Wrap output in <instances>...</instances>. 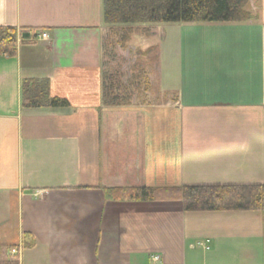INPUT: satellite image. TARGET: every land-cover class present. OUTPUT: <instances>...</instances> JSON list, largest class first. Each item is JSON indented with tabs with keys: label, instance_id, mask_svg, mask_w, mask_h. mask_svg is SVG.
I'll return each mask as SVG.
<instances>
[{
	"label": "crops",
	"instance_id": "0c3cea01",
	"mask_svg": "<svg viewBox=\"0 0 264 264\" xmlns=\"http://www.w3.org/2000/svg\"><path fill=\"white\" fill-rule=\"evenodd\" d=\"M248 11L179 43L202 59L184 58L175 86H135L112 103L103 0H0V27L22 39L16 56L0 55V264L12 249L20 264H264V209L185 211L179 200L105 194L264 186V0ZM153 32L134 34L141 51L157 50L151 81L170 58V45L164 54L146 42ZM26 81L70 106L24 107Z\"/></svg>",
	"mask_w": 264,
	"mask_h": 264
},
{
	"label": "trees",
	"instance_id": "16d2710c",
	"mask_svg": "<svg viewBox=\"0 0 264 264\" xmlns=\"http://www.w3.org/2000/svg\"><path fill=\"white\" fill-rule=\"evenodd\" d=\"M252 0H103V24L109 29L121 26L120 44L126 47L137 27L150 28L158 23H223L252 18L248 5ZM148 25V26H147ZM144 26V27H143ZM32 32L34 30H31ZM20 33L13 27H0V55H17ZM25 41V40H24ZM23 41V42H24ZM149 51H140L147 56ZM136 71V70H135ZM137 74L124 82L122 77L106 75L104 97L113 103L131 100L135 86H143ZM24 107H69L68 100L48 96L45 83L26 81L23 86ZM106 197L115 201L179 200L185 211H239L264 209L263 185H200L182 189H153L146 186L112 187ZM34 241L27 242V246ZM1 264H20V257L4 253Z\"/></svg>",
	"mask_w": 264,
	"mask_h": 264
},
{
	"label": "rangeland",
	"instance_id": "374dc122",
	"mask_svg": "<svg viewBox=\"0 0 264 264\" xmlns=\"http://www.w3.org/2000/svg\"><path fill=\"white\" fill-rule=\"evenodd\" d=\"M212 24L214 23L151 24L150 26L154 27V29L151 27L142 28L138 26L136 28L138 36H148L153 32V30H155V35H153V37L146 42H161L164 54L166 52V48L170 45V58L167 59L166 55H162L164 64L161 65V69H163V71L160 70L157 74L158 76L154 75L153 77L155 79L152 77V81L150 80V77H148V72L150 69L154 70L158 63V54L155 47L149 48L151 51H149L147 56L139 54L141 51L139 49V39H137L136 35H134V41H129L128 45L122 48V45L120 44V40L122 38L121 36L123 34L120 28L121 26L113 27V29L105 27L103 36L106 49V55L104 58L107 63L105 71H107V74L110 76L113 75L114 77H122L124 82H126L131 75L138 74L144 82V87H151L153 84L155 85L157 83L160 85L166 84L169 80L170 85L175 86L176 82L174 75H177L180 72L178 70L183 65L184 58L186 59V57L188 58L190 56L193 59H202L199 47L188 54V51H186L183 46L181 51L179 43H183L184 39L190 36L193 39L198 40L211 38V36H213L211 32H209V34L207 31L203 32L202 30L204 27H211ZM186 26L188 28H183ZM195 27H200V29L196 30ZM139 38L141 37L139 36ZM152 82L154 83L152 84Z\"/></svg>",
	"mask_w": 264,
	"mask_h": 264
},
{
	"label": "built area",
	"instance_id": "2783aa9c",
	"mask_svg": "<svg viewBox=\"0 0 264 264\" xmlns=\"http://www.w3.org/2000/svg\"><path fill=\"white\" fill-rule=\"evenodd\" d=\"M39 37H40L41 39H43V40H47V39L49 38L48 34H47L45 31H41V32L39 33ZM198 244H201V245H202L201 242H199ZM208 248H209V247H207V249H208ZM11 253H12L13 255H18V254H19V251H18L17 249H12V250H11ZM158 259H159L158 256H154V257H153V260H158Z\"/></svg>",
	"mask_w": 264,
	"mask_h": 264
},
{
	"label": "water",
	"instance_id": "95a60500",
	"mask_svg": "<svg viewBox=\"0 0 264 264\" xmlns=\"http://www.w3.org/2000/svg\"><path fill=\"white\" fill-rule=\"evenodd\" d=\"M22 37L23 38H29L30 37V34L29 33H23Z\"/></svg>",
	"mask_w": 264,
	"mask_h": 264
}]
</instances>
